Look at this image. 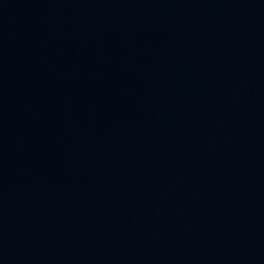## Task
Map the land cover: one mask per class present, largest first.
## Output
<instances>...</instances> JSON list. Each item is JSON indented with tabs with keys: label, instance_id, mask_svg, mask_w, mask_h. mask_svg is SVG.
Returning <instances> with one entry per match:
<instances>
[{
	"label": "water",
	"instance_id": "95a60500",
	"mask_svg": "<svg viewBox=\"0 0 264 264\" xmlns=\"http://www.w3.org/2000/svg\"><path fill=\"white\" fill-rule=\"evenodd\" d=\"M0 264H264V0H0Z\"/></svg>",
	"mask_w": 264,
	"mask_h": 264
}]
</instances>
